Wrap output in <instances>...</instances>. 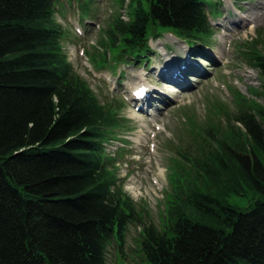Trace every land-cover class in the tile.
<instances>
[{"label":"trees","instance_id":"trees-1","mask_svg":"<svg viewBox=\"0 0 264 264\" xmlns=\"http://www.w3.org/2000/svg\"><path fill=\"white\" fill-rule=\"evenodd\" d=\"M57 1L0 0V264H106L107 246H123L127 224L141 223L105 147L121 118L73 72ZM220 3L131 0L111 30L116 56L147 61L164 31L201 50L207 9ZM252 53L264 79V54ZM233 121L231 142L196 160L219 195L188 186L165 229L144 225L146 264H264V110L245 104ZM247 187L258 195L247 209L221 199Z\"/></svg>","mask_w":264,"mask_h":264},{"label":"rangeland","instance_id":"rangeland-1","mask_svg":"<svg viewBox=\"0 0 264 264\" xmlns=\"http://www.w3.org/2000/svg\"><path fill=\"white\" fill-rule=\"evenodd\" d=\"M130 1L59 0L53 14L73 72L101 104H112L121 118L122 126L113 130L114 137L106 145L109 166L115 171L116 188L134 203L141 223L127 224L123 246L115 241L107 246L106 264H146L140 248L143 226L165 229L169 209L181 202L188 186L196 184L218 196V190L200 177L196 160L217 147V140L231 142L238 126L233 117L239 108L248 104L264 110V79L250 60L253 50L264 54V9H260L264 0H229L230 4L222 0L219 8L207 9L212 34L201 50L164 31L150 40L153 52L144 62L116 56L121 41L111 30L118 18L128 19ZM259 13L263 15L251 21ZM166 57L171 62L169 70L176 69L184 85L166 82L157 74L155 69ZM141 82L148 87L139 88L140 98L145 99L151 90L150 104L131 100V84ZM137 133L147 138L131 141ZM130 184L134 192L126 189ZM257 197L247 187L221 199L247 209ZM186 213L193 215L190 207Z\"/></svg>","mask_w":264,"mask_h":264},{"label":"bare ground","instance_id":"bare-ground-1","mask_svg":"<svg viewBox=\"0 0 264 264\" xmlns=\"http://www.w3.org/2000/svg\"><path fill=\"white\" fill-rule=\"evenodd\" d=\"M226 2L228 4H230L229 0H226ZM260 9H264V4L262 5V7H260ZM257 15H260L261 16V15H263V13H259V14L254 15L253 16V19L251 21H257L259 19V18L257 19ZM251 27H252V25H251ZM253 27L255 28L256 26L253 25ZM167 59L168 58L166 57L165 62L162 65L158 66L155 69L156 72H157V74L161 78H164V81H166V82H169V83H178V84L184 85L185 84V82H184L185 80H182V78L180 77L179 73L176 72V69L169 70V68H171L170 67L171 66L170 65L171 62L169 61V64H168V60ZM143 85H144V83H142V82L140 84L138 83L137 85H134L133 83L131 84V87L130 88H131V94H132V96H131L132 97L131 98L132 101H137L138 102V101H140V100L143 99L142 97L140 98L141 95L139 94V91H138L139 88L141 86H143ZM150 87H152V86L150 85ZM148 89H150V88H148ZM150 92H151V90H148L145 99H143V101L146 104H150ZM136 95H138V96L136 97ZM137 102L134 104V106H137V104H138ZM140 107H141V105H140ZM132 116H134L135 118L136 117L137 118L140 117V115L138 113H133ZM157 128H158V130L160 129L159 127H157ZM154 134H152V135H154ZM143 138L146 139L147 136L145 134H143V133H137L135 136L131 137V141L136 142V143H139L140 140L143 139ZM150 145L153 148H155V144L154 143H151ZM153 152H155V151H153ZM162 171H163V168L160 166L159 167V173H161ZM126 189L129 190V191H131V192H134L136 190L135 186H132V184H130L129 186H127Z\"/></svg>","mask_w":264,"mask_h":264}]
</instances>
